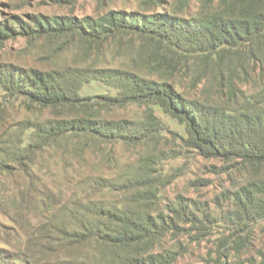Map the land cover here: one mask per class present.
<instances>
[{
  "label": "trees",
  "instance_id": "16d2710c",
  "mask_svg": "<svg viewBox=\"0 0 264 264\" xmlns=\"http://www.w3.org/2000/svg\"><path fill=\"white\" fill-rule=\"evenodd\" d=\"M164 3L0 21V47L23 37L52 64L0 60V264H179L204 241L203 264H264V0ZM94 81L109 91L83 95ZM15 102L38 115L1 122ZM194 156L232 184L167 197ZM47 157L102 172L67 197Z\"/></svg>",
  "mask_w": 264,
  "mask_h": 264
},
{
  "label": "rangeland",
  "instance_id": "374dc122",
  "mask_svg": "<svg viewBox=\"0 0 264 264\" xmlns=\"http://www.w3.org/2000/svg\"><path fill=\"white\" fill-rule=\"evenodd\" d=\"M141 0H77L72 4H60L56 0H0V21L13 19V15L20 16L24 21H29L30 14H45L49 16L53 15H65L75 14L77 16L84 15H97L101 12H105L112 8H125V9H139ZM175 0H165L164 6L170 7ZM165 7H159L160 9ZM0 60L14 62L23 66H38L41 68H51L52 64L43 58V53L38 48L33 49L29 46L26 38L20 37L18 39H12L7 41L3 47H0ZM109 89L98 82H92L87 84L82 89L83 95L93 93H106ZM114 92V90H111ZM38 115V113L36 112ZM35 113L28 110L25 105L20 102H15L8 107L7 112L3 115V120L6 124L17 121L27 117H35ZM49 115V112L44 111L42 116ZM166 122L171 128L183 130V127L179 126L175 120L165 116ZM115 153L121 161L128 160L132 156L130 152L123 150L121 146L115 147ZM55 159L44 158L37 166L38 175L43 177L45 182L50 186L62 187L63 192L67 194V197L72 196V190L74 188L71 181H76L79 174H95L96 172H102L101 167L95 166L94 159L91 160L90 166L80 167L76 164L70 168H64L61 164H57ZM178 162H182L181 160ZM175 163V162H174ZM173 163V164H174ZM219 165V161H206L200 156H194L191 158V165L187 175L180 178L173 185L169 186L165 194L167 197H174L176 192L183 190L189 195L197 197L198 195L204 198H212L213 195L219 193L222 189L228 188L232 184V180L227 175H218L213 173L212 165ZM78 166V167H77ZM169 167V165H168ZM203 176L212 180L211 185L202 189L201 191H195L187 188V180ZM16 178V179H15ZM15 178H6L4 181L15 187L18 182H23L24 178L18 175ZM16 180L15 182L13 180ZM12 227L13 223L9 225ZM15 231V228H14ZM13 231V232H14ZM190 252L186 254L185 258L179 262V264H185L192 262L195 264H203L202 260L207 252V242H201L199 244L194 243L191 245Z\"/></svg>",
  "mask_w": 264,
  "mask_h": 264
}]
</instances>
